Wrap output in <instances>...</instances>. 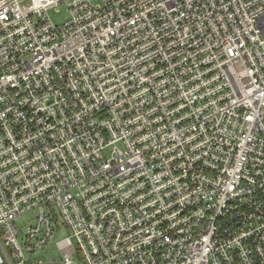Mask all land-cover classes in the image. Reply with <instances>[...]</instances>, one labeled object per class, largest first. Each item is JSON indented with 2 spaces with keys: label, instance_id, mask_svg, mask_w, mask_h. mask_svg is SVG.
<instances>
[{
  "label": "built area",
  "instance_id": "obj_1",
  "mask_svg": "<svg viewBox=\"0 0 264 264\" xmlns=\"http://www.w3.org/2000/svg\"><path fill=\"white\" fill-rule=\"evenodd\" d=\"M0 264H264V0H0Z\"/></svg>",
  "mask_w": 264,
  "mask_h": 264
},
{
  "label": "rangeland",
  "instance_id": "obj_2",
  "mask_svg": "<svg viewBox=\"0 0 264 264\" xmlns=\"http://www.w3.org/2000/svg\"><path fill=\"white\" fill-rule=\"evenodd\" d=\"M48 14L55 24H61L68 17V11L64 6H58L56 8H53V9L48 11ZM30 219H31V217L27 216V219H22V220L18 221L17 226L22 231H24L26 226L28 225L29 221H31ZM67 235H68L67 231L65 229H63L59 233H56L54 235V237H55L56 241H60L64 238H66ZM47 254L49 255L50 253L47 252ZM47 254H43V253L37 254L36 259H38L39 261L45 262L47 260Z\"/></svg>",
  "mask_w": 264,
  "mask_h": 264
}]
</instances>
